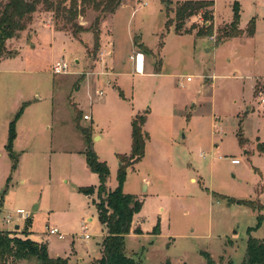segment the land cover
Listing matches in <instances>:
<instances>
[{
    "label": "rangeland",
    "instance_id": "rangeland-1",
    "mask_svg": "<svg viewBox=\"0 0 264 264\" xmlns=\"http://www.w3.org/2000/svg\"><path fill=\"white\" fill-rule=\"evenodd\" d=\"M179 1L122 0L102 21L95 54L90 27L99 13L92 8L78 18L86 30L77 37L71 29L58 30L54 14L40 6L28 27L7 42L0 61L1 230L25 237L28 227L29 237L46 242L52 254L93 264L106 231L97 192L80 191L100 182L79 152L87 147L79 126L92 128V148L108 163L107 185L114 190L118 154L131 152L132 118L147 110L146 154L128 169L124 184L126 193L144 201L126 237L128 255L145 264H207L208 252L216 264H241L249 228L264 238V0H239L240 27L255 17L254 36L221 42L235 0H214L212 37L197 34L201 15L187 20L193 33L167 29ZM140 51L146 55L143 74L130 60ZM61 59L70 70L56 75L52 66ZM28 100L16 126L13 169L5 148L9 124ZM233 199L252 200L256 207ZM158 222L160 233L154 234ZM49 226L64 237L49 233Z\"/></svg>",
    "mask_w": 264,
    "mask_h": 264
},
{
    "label": "trees",
    "instance_id": "trees-1",
    "mask_svg": "<svg viewBox=\"0 0 264 264\" xmlns=\"http://www.w3.org/2000/svg\"><path fill=\"white\" fill-rule=\"evenodd\" d=\"M121 4L122 0H7L2 2L0 3V61L8 53L7 42L18 37L20 32L28 27L33 15L40 6L54 14L58 30L71 29L74 37L86 30L78 22V18L90 8L96 10L99 14L90 27L94 36L92 53L95 54L101 48L102 21L105 16L115 13ZM214 5V0L179 1L174 10L175 18L171 19L167 16L166 27L170 29L172 25H175V31L179 34L193 33L194 26L186 28L187 20L193 16L201 15L204 25L203 28L197 31V34L212 37L215 28ZM233 11L234 17L230 23V28L229 30L227 28L221 30L217 38L218 42L225 38L244 36L246 33L248 36L255 35V17L250 19L246 29L240 27L241 3L239 0L234 1ZM59 21H62V23H59ZM120 94L124 96L122 90H120ZM29 104V101L23 102L9 124V134L5 148L12 159L13 169L18 164V154L14 150V141L17 137L16 126ZM76 112L79 119L81 111L76 108ZM148 113L147 110L139 112L132 118V149L130 154H118L120 161L117 171L118 185L114 190L109 189L107 185L111 173L108 163L102 161L92 148V128L79 126L87 145L83 151L87 166L93 173L98 175L100 182L97 189L94 186H81L80 191L89 196L97 192L98 200L94 199V202L99 211V220L106 231L101 243L102 256L94 264H145L142 259L137 260L126 252V237L131 233L134 217L143 208L144 201L136 194L126 193L124 184L128 169L145 157L147 142L150 139V134L145 129ZM240 142L242 144L246 142L242 132H240ZM229 201L230 203L256 207L252 200L233 199ZM258 207L261 208V204ZM262 218L263 216L260 214L258 216L260 223ZM253 230H255L254 227L249 228L247 248L241 264H264V238L260 239L252 236ZM23 233L28 234L21 237L17 232L0 229V264H23V261L27 263L36 262L37 264H70L68 258L52 257L46 242L31 239L28 227ZM153 233H160L159 222L154 227ZM203 255L207 264H216V261L208 252H204ZM166 264H170V261L167 260Z\"/></svg>",
    "mask_w": 264,
    "mask_h": 264
},
{
    "label": "built area",
    "instance_id": "built-area-1",
    "mask_svg": "<svg viewBox=\"0 0 264 264\" xmlns=\"http://www.w3.org/2000/svg\"><path fill=\"white\" fill-rule=\"evenodd\" d=\"M134 62H135V72L139 74H143L146 71V56L142 52H137L133 57ZM70 70V64L66 60H59L56 63L53 64L52 66V71L56 75H61V74H66ZM190 80V77L188 78ZM100 95L103 94L102 91L99 92ZM264 102V98L262 99ZM85 119H90L91 116L89 114L84 115ZM231 162L233 164H239L240 160L237 158H231ZM17 214L20 215L22 218H28V214L24 209H18ZM7 222L12 223V216H8ZM87 227V226H86ZM49 233L58 235L60 238L63 237V234L60 232V230L57 227H49L48 228ZM89 234L86 235V238H89Z\"/></svg>",
    "mask_w": 264,
    "mask_h": 264
},
{
    "label": "crops",
    "instance_id": "crops-1",
    "mask_svg": "<svg viewBox=\"0 0 264 264\" xmlns=\"http://www.w3.org/2000/svg\"><path fill=\"white\" fill-rule=\"evenodd\" d=\"M244 29V28H243ZM141 52V51H140ZM135 55V54H134ZM134 55H130V60H131V63L135 66V62H134V59L132 58ZM146 56V55H145ZM104 60V57H103V52H102V61ZM101 62V61H100ZM79 88V87H78ZM29 102H30V104L28 105V107L31 105V103H32V100H28ZM25 102V101H24ZM27 107V108H28ZM26 108V109H27ZM85 119V118H84ZM146 124H147V122H146ZM146 126V125H145ZM146 129V128H145ZM131 135H132V130H131ZM86 143V142H85ZM85 143H84V146H85ZM14 148H15V145H14ZM131 149H132V144H131ZM85 150V148L83 149V150H80L79 152H80V154L81 155H83L84 153H83V151ZM85 156V155H84ZM99 156V155H98ZM79 157V156H78ZM80 158V157H79ZM99 158H100V156H99ZM81 159V158H80ZM85 162H86V158H85ZM86 165H87V162H86ZM87 168H88V166H87ZM89 169V168H88ZM90 170V169H89ZM91 171V170H90ZM92 172V171H91ZM192 180H193V178H192ZM146 184H148V186H149V183L147 182ZM145 184V185H146ZM138 214V213H137ZM136 214V215H137ZM136 215H135V217H134V221H133V225H132V229H134V225H135V221H136ZM87 221H89V222H92V218L91 217H87ZM50 227V226H49ZM48 227V228H49ZM53 227H57V226H53ZM20 228V227H19ZM58 228V227H57ZM59 229V228H58ZM60 230V229H59ZM49 232V231H48ZM63 237H64V234H63ZM62 237V238H63ZM60 238V237H59ZM49 252H50V255L52 256V257H58V256H61V257H64V258H68V260H69V263L70 264H83V262H84V259L83 258H80L78 261H76V260H73V259H70L69 257H67V256H62V255H54V254H52L51 253V251L49 250ZM101 256H102V249H101ZM101 257H94L93 259H92V263L94 264V262L96 261V260H98V259H100Z\"/></svg>",
    "mask_w": 264,
    "mask_h": 264
},
{
    "label": "water",
    "instance_id": "water-1",
    "mask_svg": "<svg viewBox=\"0 0 264 264\" xmlns=\"http://www.w3.org/2000/svg\"><path fill=\"white\" fill-rule=\"evenodd\" d=\"M19 227H20L19 225H16V226H15L16 229H19Z\"/></svg>",
    "mask_w": 264,
    "mask_h": 264
}]
</instances>
